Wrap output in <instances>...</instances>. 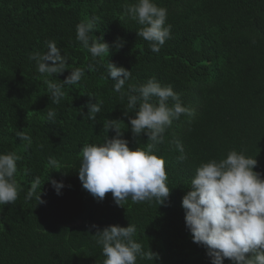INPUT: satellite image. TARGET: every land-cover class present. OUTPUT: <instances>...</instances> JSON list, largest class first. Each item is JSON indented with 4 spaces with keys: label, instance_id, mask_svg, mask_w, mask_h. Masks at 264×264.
<instances>
[{
    "label": "trees",
    "instance_id": "16d2710c",
    "mask_svg": "<svg viewBox=\"0 0 264 264\" xmlns=\"http://www.w3.org/2000/svg\"><path fill=\"white\" fill-rule=\"evenodd\" d=\"M135 3L0 0V154L20 157L14 177L18 198L0 205V264H103L93 235L129 223L136 225L134 238L143 249L157 254L153 261L138 258L137 264H211L206 246L193 242L182 207L196 168L234 149L255 158L253 170L264 178V0H154L167 9L165 26L171 25V38L158 53L137 35L142 26L125 14V6ZM94 17L99 19L92 35L109 44L104 57L93 58L76 39V25ZM48 41L67 57L63 73L42 75L29 59L30 53L46 51ZM108 62L131 71L125 90L155 77L194 110L192 117L174 120L157 145L170 188L162 204L129 198L119 206L111 192L94 198L79 179L80 149L103 142L104 120H119L132 149L151 143L145 133L133 136L128 117L135 113L125 115L127 97L113 91ZM74 68H84V77L65 85L64 97L53 103L45 80L62 83ZM95 97L103 104L89 120L87 104ZM49 110L55 111L54 120L47 119ZM21 131L30 145L17 137ZM177 140L187 157L183 161L177 159ZM50 157L58 167L49 165ZM37 177L36 195L41 190L43 203L35 195L26 198ZM52 179L63 182L59 194ZM223 264L231 261L225 258Z\"/></svg>",
    "mask_w": 264,
    "mask_h": 264
},
{
    "label": "clouds",
    "instance_id": "9594fccd",
    "mask_svg": "<svg viewBox=\"0 0 264 264\" xmlns=\"http://www.w3.org/2000/svg\"><path fill=\"white\" fill-rule=\"evenodd\" d=\"M125 14L142 26L137 35L149 42L152 52L158 53L171 38V25L165 26L167 9L157 6L154 0H136L135 4L125 6ZM98 19L94 17L76 25V39L93 58L104 57L110 50L103 36L92 35ZM46 47L44 52L30 53L29 59L36 62L37 71L42 75L63 73L68 68L66 55L61 54L55 41H48ZM87 70L92 71L91 66ZM106 71V78L115 82L113 91L119 93L121 99L127 97L125 115L135 113L128 117L133 136L145 133L151 143L146 148H130L117 123L119 120L106 119L103 142L86 143L80 149L79 179L94 198L102 200L111 192L119 206H124L129 198L132 203L155 199L162 204L168 198L170 188L166 183L165 161L156 154L157 145L164 143V133L174 120L182 115L192 117L194 110L182 104L171 85H162L155 77L138 85L128 84L125 90L131 71L109 62ZM84 75V68H74L62 83L46 79L52 102L59 104L65 95L64 86L77 84ZM170 99L174 102L171 106ZM102 104L96 97L95 102L89 101V120L96 119ZM55 115L54 110H49L47 119L54 120ZM110 129L115 132L111 138L107 135ZM16 135L31 144L30 136L24 132ZM175 144L180 152L178 161L185 160L183 144L179 140ZM19 159L14 152L0 154V205L14 203L18 198L14 177ZM48 163L53 168L58 167L51 157ZM256 163L255 158L233 149L225 158L202 162L190 180V190L182 198L185 222L193 242L208 249L211 264H223L225 258L231 264H264V178L253 170ZM51 183L59 194L63 182L52 179ZM40 185L37 177L26 198L35 195L37 201L43 203L41 190L36 195ZM136 231V225L131 223L127 227L110 225L97 230L93 236L102 247L103 264H137L138 258L153 261L157 254L143 249L134 238Z\"/></svg>",
    "mask_w": 264,
    "mask_h": 264
}]
</instances>
